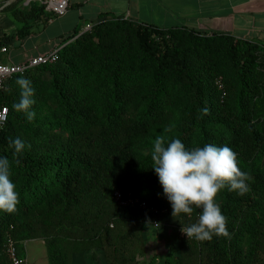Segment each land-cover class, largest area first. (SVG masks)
<instances>
[{
	"label": "trees",
	"instance_id": "trees-1",
	"mask_svg": "<svg viewBox=\"0 0 264 264\" xmlns=\"http://www.w3.org/2000/svg\"><path fill=\"white\" fill-rule=\"evenodd\" d=\"M22 1L2 10L19 24L2 38L18 44L49 22L43 5L23 9ZM20 77L35 90L31 122L12 107ZM2 107L0 157L10 160L20 203L14 214L0 211V264H10V242L24 256L23 243L32 240L43 242L49 264H73L91 249L103 251L107 264H137L140 233L125 236L122 224L181 229L197 222L200 209L172 216L152 149L143 153L157 136L189 149L231 147L251 190L217 196L230 238L179 237L162 263L153 257L145 264H264V46L110 18L70 36L54 63L8 79ZM17 138L25 144L19 164L10 147ZM115 192L146 206H123Z\"/></svg>",
	"mask_w": 264,
	"mask_h": 264
},
{
	"label": "clouds",
	"instance_id": "clouds-1",
	"mask_svg": "<svg viewBox=\"0 0 264 264\" xmlns=\"http://www.w3.org/2000/svg\"><path fill=\"white\" fill-rule=\"evenodd\" d=\"M15 83L20 89V99L12 107L17 112H24L31 122L35 118V112L30 110L35 103V90L31 81L24 77ZM203 113L207 115L208 109H203ZM10 147L14 149L15 163L19 164L18 156L25 148L24 142L17 138L10 141ZM151 160V168L171 205L172 216H191L194 209L201 210L197 222L181 228L188 239L204 242L211 241L214 236L230 238L227 217L217 202V196L225 188L240 196L251 190V177L241 170L238 154L231 147L205 144L189 149L179 138L166 142L163 136H157ZM10 169L9 158L0 157V211L14 214L18 211L20 196Z\"/></svg>",
	"mask_w": 264,
	"mask_h": 264
},
{
	"label": "crops",
	"instance_id": "crops-1",
	"mask_svg": "<svg viewBox=\"0 0 264 264\" xmlns=\"http://www.w3.org/2000/svg\"><path fill=\"white\" fill-rule=\"evenodd\" d=\"M68 16L69 22L59 21ZM110 18L230 35L264 46V0H69L63 16L52 19L45 28L39 24L36 32L19 44L10 41L8 52H14L1 60L15 65L25 63L61 48L70 36L79 35L85 25Z\"/></svg>",
	"mask_w": 264,
	"mask_h": 264
},
{
	"label": "rangeland",
	"instance_id": "rangeland-1",
	"mask_svg": "<svg viewBox=\"0 0 264 264\" xmlns=\"http://www.w3.org/2000/svg\"><path fill=\"white\" fill-rule=\"evenodd\" d=\"M7 1L8 0H0V41L9 48L10 41L2 37L12 34L19 26V24L12 18L10 12H2L3 5ZM28 1H30L31 3H37L39 5L41 4L38 0H23L19 4V7L27 9L28 7L25 5V3H27ZM69 17L70 16L64 18L67 21L59 19L58 20L69 22ZM41 27L45 28L46 25H42ZM12 52H14V50H12L11 52L9 51L4 56V58L9 57ZM152 148L153 144L150 143L148 150L143 153L147 155L148 153H150ZM217 202L219 203L218 198ZM130 208H132V206H130ZM120 233H124L125 236H129L132 239L136 238L140 233L141 246L137 258V264H145L146 262H149L153 257L158 258L162 263L170 249L177 246L178 238L182 237L181 229H177L174 227L163 229L156 223H146L144 224V226H142L141 229L139 225L135 226L133 222H127L121 225ZM23 245L24 256L27 258L28 264H49L46 249L42 241L32 240L23 243ZM73 264H107V262L103 251H101L100 249H91L74 256Z\"/></svg>",
	"mask_w": 264,
	"mask_h": 264
},
{
	"label": "built area",
	"instance_id": "built-area-1",
	"mask_svg": "<svg viewBox=\"0 0 264 264\" xmlns=\"http://www.w3.org/2000/svg\"><path fill=\"white\" fill-rule=\"evenodd\" d=\"M41 5L44 6V11L49 14V21H51L55 17L63 16L69 8V0H38ZM30 3L28 1L25 3L27 6ZM92 24L85 25L82 32L90 30ZM60 48H54L50 52L36 56L29 61L22 64H9L5 63L1 60V57L8 53V47L4 44H0V88L3 84L10 79L13 75L17 73L24 72L25 70L35 67L40 64L46 63H54L58 58V52ZM8 110L5 107L0 109V128L5 124L7 120ZM115 201L119 202L123 206H132V205H140L141 207H145L146 203L141 202L138 199H129L123 200L122 196L119 192L114 193ZM182 232V231H181ZM182 237L188 238L184 233H182ZM8 256L10 260V264H28V260L25 256H21L18 254L16 247L12 242L9 244L8 248Z\"/></svg>",
	"mask_w": 264,
	"mask_h": 264
},
{
	"label": "water",
	"instance_id": "water-1",
	"mask_svg": "<svg viewBox=\"0 0 264 264\" xmlns=\"http://www.w3.org/2000/svg\"><path fill=\"white\" fill-rule=\"evenodd\" d=\"M16 0H8L4 5H3V8L11 5L12 3H14Z\"/></svg>",
	"mask_w": 264,
	"mask_h": 264
}]
</instances>
